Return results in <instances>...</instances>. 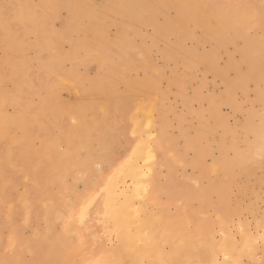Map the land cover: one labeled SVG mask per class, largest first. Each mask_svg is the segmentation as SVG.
Returning a JSON list of instances; mask_svg holds the SVG:
<instances>
[{
	"label": "bare ground",
	"instance_id": "6f19581e",
	"mask_svg": "<svg viewBox=\"0 0 264 264\" xmlns=\"http://www.w3.org/2000/svg\"><path fill=\"white\" fill-rule=\"evenodd\" d=\"M34 2L21 0L10 14L16 24L23 20L22 36L10 24L0 29V139L12 135L15 127L21 131L17 154L31 170L30 186L23 193L22 222L43 221L41 229L19 236L14 228L22 210L13 206L5 215L6 226L13 228L11 248L30 252L25 264L61 262L57 250L67 244L62 243L59 230L70 232L80 223L95 239L96 255L90 258L82 249L80 260L68 264H264V0ZM2 14L0 10V19ZM146 26L152 27L154 41L168 42L162 51L165 59L185 68L179 73V65L174 64L166 86L169 92V87L174 88L186 113L198 121L192 136H187L184 122L180 126L179 135L185 138L181 147L168 132L166 112L174 108L159 85L164 69L151 64L144 45L134 43L146 36L142 32ZM111 27L113 37L108 34ZM28 33L34 34L36 47L56 58L50 64L38 52L36 74L27 57L21 56ZM189 40L193 46L186 45ZM62 42L69 43L67 51H61ZM126 58L131 63L141 60L156 75L127 77L135 69L123 63ZM65 60L72 61L69 67L64 66ZM93 63L98 70L90 78L87 71ZM199 70L219 79L222 87L204 92L207 82L200 76L193 96L188 97L186 89ZM7 81L13 84L11 91L5 88ZM27 90L42 91L35 108L21 98ZM59 90L71 95L65 104ZM238 92L242 105L235 98ZM202 99L205 106L191 109V101ZM8 102L15 108L13 115L5 111ZM245 103L249 104L244 107ZM224 105L231 116L242 113V120L231 123L222 112ZM47 109L55 110L54 122L73 118L81 133L74 128V135L62 130L63 151L55 144L60 139L49 142L38 134L40 147L33 153L24 140L33 135V123L45 120ZM30 112H35L33 118ZM87 113L92 114L91 124ZM109 118L112 127L107 129L104 124ZM93 142L99 150L92 148ZM213 146L219 148L217 155L210 152ZM89 160L100 168L97 174H86L90 180L81 176V189H67L65 197L49 198L42 207L43 195L34 201L36 177L45 172L54 185L67 171L79 167L87 171ZM186 164L194 170L187 173ZM0 176L4 188L8 184L1 180L6 176ZM67 242L75 251L77 245ZM42 245L47 251L39 258L37 247L40 250ZM10 256L11 261L0 247V264L21 261L16 253Z\"/></svg>",
	"mask_w": 264,
	"mask_h": 264
},
{
	"label": "rangeland",
	"instance_id": "374dc122",
	"mask_svg": "<svg viewBox=\"0 0 264 264\" xmlns=\"http://www.w3.org/2000/svg\"><path fill=\"white\" fill-rule=\"evenodd\" d=\"M34 1H36V0H32V4H34V3L36 4V2H34ZM96 1H98V0H96ZM20 2H21V0H0V10H2V12H3L2 17L5 18V19H2V17H1V19H0V20H2L1 24H0V29L3 30L4 28L9 26V24H10V27L12 26L11 29L12 30L14 29L15 32L19 31L17 33L19 34V36L20 35L22 36L24 34V32L22 31L23 28L21 27V26H24L23 20L20 18L21 23L16 24L18 22L15 20L14 15H10V14H13V7L16 6ZM4 14H5V16H3ZM64 14L65 13L62 11L61 15L63 16ZM6 21H8V22L6 23ZM58 24H59L58 21L54 22L55 27H57ZM17 26L20 28H18ZM2 30H1V32H2ZM22 32H23V34H22ZM114 32H115V29L113 27H111L109 32H108L109 36L113 37ZM142 32L146 36L141 38V39H138V41L134 42V43L138 47H140V44L144 45L146 47V49L149 51L148 52V56H149L148 59L151 62V64H153L156 67L164 69V77L163 78H164L165 82H164L163 78H160L158 80L159 85H160V87H162V90L168 94L167 97L165 96L167 98V103L171 104L174 108L173 111H169V113L166 112V118H167V121L169 123V126H168L169 131L168 132L176 139L178 146L181 147V144L183 143L182 140H184L185 138L179 135L178 130H179L180 126H182L185 123L188 126V133L189 134L187 136H192L194 133V128L196 127L198 121L195 118V115L190 117L189 114L186 113L187 111H186V108L184 107V105L182 103L183 101H181V97H179L178 94L176 92H174L175 91L174 88L169 87V89L171 90L169 92L167 90L166 86H167V81H168L167 79L172 78L171 69L174 66V64L176 66L179 65L178 66L179 73L183 72L185 70V68L183 67V65L181 63H174V61H167L165 59L164 55H162V51L164 49H165L164 51H166V48L168 47L167 46L168 42L161 40V39H159L158 41L155 39V41H154L153 36H152L153 29L151 26L142 27ZM149 36H151V37H149ZM26 38L28 41V42L27 41L26 42L28 44H27V47L24 48V54L25 55L21 54V56H22V58L24 56L27 57L28 61H30V65H31V69H32L33 74H36L38 72V69H37L38 66L36 63V59L38 58V52L42 55V57L44 59H48V61H49L48 63H50V64L56 58L54 55L50 56L45 49L43 51H41L39 46L36 47V44H34L35 39H34L33 33H28ZM152 41H154V43ZM163 42H164V44H163ZM193 42L194 41L189 40V41H187L186 45L188 47L193 46V44H194ZM137 43H139V45ZM156 45H159V46H156ZM207 45H206V49H209L210 47L208 48L209 45L208 46ZM210 46H212V45L210 44ZM60 49H61V51H65V50L67 51L69 49V43L68 42H62L60 44ZM44 52L46 53V55ZM2 53H3V50L0 47V57L2 56ZM47 56H48V58H47ZM223 56L224 55H222V57L219 60V63L221 62L220 63L221 65L225 61V56L224 57ZM113 57H114V55H113ZM161 59H163L165 61H163ZM222 60H223V62H222ZM130 61H132V60H130ZM130 61L129 60L127 61V58L125 60H123L124 64L133 65V68L135 69V71H132L131 73H129L130 75L129 74L126 75L127 77H130V76L135 74L134 76L138 75L137 77L141 78L143 76V73L144 74L148 73L147 75H154V76L156 75L153 72L151 73V71L146 67V65L141 64V62H142L141 60L135 61L136 63L135 62L131 63ZM138 61H140V63ZM71 62H72L71 60H65L63 64H65L64 65L65 67H69ZM163 63L166 65L168 63V65L167 66L163 65ZM114 64L115 63L113 62L112 65H114ZM112 67H114V66H112ZM97 68H98L97 64L95 65V63H93L92 65L89 66V70L87 71V73H88V75H90L89 76L90 78L93 77L97 73V71H96V70H98ZM81 69H82V67H80V70ZM169 69H170V72H169ZM198 73H199L198 77L194 78L186 89V92H187L186 95L188 97L193 96L194 88L197 86L198 78L200 76H203L207 82V86L204 89V92L209 91V90H213V89L218 90L222 87L220 80L215 79L210 73H202L200 70L198 71ZM167 76H169L170 78L169 77L167 78ZM214 79H215V81H214ZM86 85L89 86L88 82L86 83ZM122 85H123V83L120 84L119 89L123 88ZM220 85H221V87H220ZM217 86H219V87H217ZM12 87H13L12 82L7 81L5 83L6 90L11 91ZM45 87H43V88H45ZM33 91L27 90L24 93H22V97H21L22 100H24L25 102H28L30 104L32 103V105H29V107L31 109H32V107L35 108L34 105H36V103L39 102V100L41 98L40 95L42 93V91H41V93L38 91L36 92L35 90H33ZM248 92H249L250 98H252V96H253L252 87L249 88ZM241 94L242 93L238 92L237 95L235 96V98L237 100V103L242 105L243 103L241 101L243 100V98H242ZM58 97H59L61 103L65 104L64 102L69 100L71 95L69 94V92L67 90H59ZM200 104L205 106L206 105L205 100L202 99V100H198V101H196V100L191 101V109H193V110L197 109V107ZM248 104L249 103H245L244 107H246ZM4 108H5V111L7 113H9V115H11V114L13 115V113H15L14 106L12 104H10L9 102H8V104L5 105ZM51 110L47 109L46 113L47 114L49 113V114L47 115L46 118H44L45 120L40 121L39 124L33 123L31 125L32 126L31 133L33 135L28 137L26 139V141L24 140L25 143L30 145V148L33 151V153L36 152L37 150H39V147H40V139L38 137V134H40L41 137L47 136L49 142H53L57 139H60V142H55V144L57 143L56 147L60 151H63L64 150V143L61 140V137L63 136L62 130L64 132H68L70 135H74V134H72L73 131H76L79 134L81 133V131H78V128L74 127L76 125V122L74 121L73 118H72V120H70L71 119L70 117L65 116V117H62L60 119H57V121L54 122L52 117H56V118H58V117L55 116V114H52V112L54 113L55 110L54 111H53V109H51ZM222 112L229 115V121L231 123L239 122L238 120L241 121L243 118L242 113H237V114H235V116H231L230 115V108L227 105L222 106ZM34 114H35V112H32V114L30 112L29 116L34 115ZM90 114L91 113H89V115H88V113H87V116H86V121L89 120V122H88L89 124H91L90 122L92 121V118H93L91 116L92 114L91 115ZM172 115H173V117H172ZM167 116H169V117H167ZM183 117H185L187 121H184ZM31 118H33V117L31 116ZM111 120H112L111 118L107 119L106 123L104 124V126H106L105 128L108 129L109 126H110V128L112 127V124H110V123H112ZM108 121H109V123H108ZM49 122H53V125L48 124ZM181 122H182V124H181ZM73 123H75V125ZM37 124L39 125V127ZM106 124L107 125L109 124V125L107 126ZM54 125H55L56 129H55ZM191 125H192V128H191ZM40 126H42V127H40ZM60 126H61V128H60L61 130L59 129ZM64 127H65V130H64ZM73 128H74V130L72 131ZM11 132H13L12 135H8V136L3 137V139H0V151H1L0 152V173H3V175L6 176L1 180V184H4V183L8 184L4 188H2L0 185V187L2 188L0 190V194L2 196V200L0 201V247H1V253H3V254L8 253V258L10 261L12 260V257L10 256L11 253H16L18 255V258L19 257L21 258V261L19 263H13V264H25L30 259V256H31L30 252L23 250V247L11 248V240L14 237V234L12 233L13 228L11 229L9 226L8 227L6 226L5 215L10 211L11 207H13V206H16V209L18 211L22 210V205L24 203L23 193L30 186V183H31V175H30L31 170L26 168L27 163H24V160L21 157H18V154H17V153L20 154V150H21V145L18 143V142L22 141V140H20L21 131H19V129L17 127H15V128H13V130ZM60 133H61V135H60ZM9 136H10V138H9ZM12 136L14 139L12 138ZM54 138H57V139H54ZM16 140H17V142H16ZM14 141L16 142V144H14L15 143ZM121 142H123V141L121 140ZM239 142H240L239 143L240 147H245L244 142H242V141H239ZM91 146H92V148H94V150H99V146H98L97 142H93ZM13 148H14V150H13ZM218 149L219 148L217 146L210 147L211 154L217 155ZM3 153L5 155H6V153L8 154L7 155L8 161L6 160L7 157L3 156ZM30 156L33 157V155H31V154H30ZM184 157L187 158V154H185ZM20 159H21V162H20ZM90 161L91 160L88 161L89 166L87 167V171H85L82 167H79L77 169V171H73V170L67 171L58 177L57 182L54 185L50 184V181L48 180L47 173L43 172L41 175H39L38 177L35 178L34 186H36V188L38 190L36 192V194H38V196L35 197V199L33 197L34 201L39 202V194L43 195V197L41 198L40 203H39V206L42 207V205H45V203L48 201L49 198H50L49 201H52L53 199H55L57 201L58 199L56 197H60V196L65 197L67 194H63V192L66 191L67 189H70V188L81 189L83 187V184L81 182V176H85L87 179L90 180V178H88L86 174H88V173L92 174V172L97 174L98 173L97 170L100 168V165H98L95 162H90ZM7 163L10 165H7ZM185 167H186L187 173H190L191 171L194 170L192 168V166L189 164H186ZM165 171H166L165 168H163L161 171V174L164 175ZM38 178H44V179H46V182L40 181L37 183ZM162 179L163 178L161 176V180ZM22 220H23V210L21 211L20 216L18 215V218H16V226L14 228L15 231L19 230V236L21 234H23L24 236H28L33 232L34 228L41 229L43 226L42 220H41L42 222L31 220L29 222V224H26V225L23 224ZM57 225H58V228L60 229L61 225L59 223H57ZM80 225L81 226L74 227V229L70 232H65L64 229L59 230L62 243L67 244V245L63 246V247H59V249L57 250V253L60 254L59 258L62 259L61 262H59L56 259L58 261L57 264H68L69 261L80 260L79 256L81 254L82 249L87 250V254L90 256V258H93V256L96 255V252H95L96 241H95V239L93 240L88 235V232L86 231L84 224L80 223ZM13 226H14V222H13ZM54 231H57V229H53V232ZM71 240L73 241V243H75L77 245V248L75 249V251H73L74 246L68 245L67 241H71ZM46 251L47 250L43 245L40 247V250H39V246H38L37 247L38 257L41 258L42 256H44ZM47 262H49L50 264H54L53 262H51L49 260ZM40 264H47V263L45 261V262L40 263Z\"/></svg>",
	"mask_w": 264,
	"mask_h": 264
},
{
	"label": "snow or ice",
	"instance_id": "6c2138e0",
	"mask_svg": "<svg viewBox=\"0 0 264 264\" xmlns=\"http://www.w3.org/2000/svg\"><path fill=\"white\" fill-rule=\"evenodd\" d=\"M262 153H264V146H262Z\"/></svg>",
	"mask_w": 264,
	"mask_h": 264
}]
</instances>
